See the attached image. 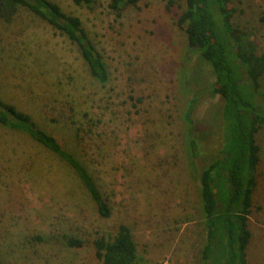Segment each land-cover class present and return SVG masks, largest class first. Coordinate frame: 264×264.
Listing matches in <instances>:
<instances>
[{"label":"rangeland","instance_id":"374dc122","mask_svg":"<svg viewBox=\"0 0 264 264\" xmlns=\"http://www.w3.org/2000/svg\"><path fill=\"white\" fill-rule=\"evenodd\" d=\"M101 53L105 83L79 48L24 6L0 15V98L35 120L89 171L111 214L103 217L75 171L27 133L0 124V260L3 264H103L93 240L127 225L136 264H205L201 157L220 143L219 98L210 66L192 52L177 17L184 0H140L116 16L110 0L76 5ZM236 26L264 53V0L234 1ZM264 90V76L261 78ZM196 95L200 157L188 154L184 113ZM248 216L245 264H264V126ZM212 149V150H211ZM70 237L84 242L70 246Z\"/></svg>","mask_w":264,"mask_h":264},{"label":"trees","instance_id":"16d2710c","mask_svg":"<svg viewBox=\"0 0 264 264\" xmlns=\"http://www.w3.org/2000/svg\"><path fill=\"white\" fill-rule=\"evenodd\" d=\"M140 0H110L109 7L116 16ZM237 0H184L185 7L177 17V25L185 32L189 49L198 53L210 68L214 81L210 93L219 98L217 114L220 143L212 157H201L199 172L200 197L207 227V240L202 251L205 264H245L246 247L251 231L248 216L257 186L256 174L261 147L256 134L264 126V53L258 52L253 34L236 26L233 17ZM76 5H91L94 0H73ZM18 6L60 30L80 50L93 77L105 83L108 71L101 53L88 37L78 16L65 13L52 0H0V15L11 18ZM194 96L188 103L184 118L188 154L199 158L203 134L196 132L193 110L198 101ZM0 124L11 130L27 133L58 155L77 174L98 213L109 217L111 209L103 198L87 168L56 138L43 130L31 115L18 110L0 98ZM212 150V149H211ZM68 245L80 247L82 240L70 237ZM96 256L103 264H136L137 246L130 228L121 224L111 239L93 240ZM0 264H3L0 260Z\"/></svg>","mask_w":264,"mask_h":264}]
</instances>
